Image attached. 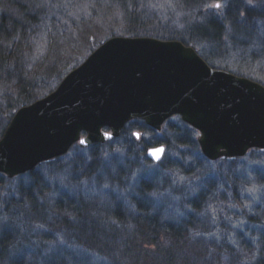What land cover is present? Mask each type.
<instances>
[{
	"label": "trees",
	"instance_id": "obj_1",
	"mask_svg": "<svg viewBox=\"0 0 264 264\" xmlns=\"http://www.w3.org/2000/svg\"><path fill=\"white\" fill-rule=\"evenodd\" d=\"M163 2L174 7L169 17ZM216 2L223 8H209ZM115 36L179 41L199 50L209 65L237 54L264 67L261 0H0V138L19 109L49 95ZM167 125L156 133L132 122L122 138L132 129L149 137L139 142L133 137L101 152L119 136L67 163L59 158L14 178L0 174V264H264V165L252 170L250 184L261 192V204L256 216L246 218L244 231L217 221L218 211L213 214L207 206L215 194L226 199L230 185L236 192L235 166L225 167L223 159L206 172L208 161L200 152L183 172L203 184L181 200L186 214L170 218L156 199L161 192L155 179L161 169H177L163 159L152 171L139 173L140 163L152 165L146 149H183V158L185 149L200 150L195 131L180 117ZM134 145L142 150L134 152ZM171 188L175 196L190 195L167 183L160 187L165 194Z\"/></svg>",
	"mask_w": 264,
	"mask_h": 264
},
{
	"label": "water",
	"instance_id": "obj_2",
	"mask_svg": "<svg viewBox=\"0 0 264 264\" xmlns=\"http://www.w3.org/2000/svg\"><path fill=\"white\" fill-rule=\"evenodd\" d=\"M176 115L199 131L210 161L264 150V86L211 68L179 41L116 36L16 112L0 139V173L32 171L75 143L104 144L134 120L159 132Z\"/></svg>",
	"mask_w": 264,
	"mask_h": 264
},
{
	"label": "rangeland",
	"instance_id": "obj_3",
	"mask_svg": "<svg viewBox=\"0 0 264 264\" xmlns=\"http://www.w3.org/2000/svg\"><path fill=\"white\" fill-rule=\"evenodd\" d=\"M261 1L264 5V0H261ZM148 4L150 6L149 2H148ZM213 4L214 3H211L209 5V8H213L212 7ZM162 6L167 12L164 15L165 16L167 15V17H169L168 16V14H170L169 11L172 8H174L173 5L171 6V8H169V4L163 2ZM165 6H168V8H165ZM221 8H223V6ZM217 10H219V9H217ZM203 11H205V9ZM172 14H175V11ZM176 15H178V13ZM36 49H38V48H36ZM212 50L214 51V49H212ZM197 52L199 53V50ZM233 55H235V54H233ZM242 55L248 57V52H243ZM226 57H227L226 58L227 63L220 64V62L222 60L221 61L217 60L214 62L213 65L212 64L211 65L208 64V65L210 67H212L213 69L227 71L233 75H236V76L239 75V76L245 77V78L250 79V80H255V81H258L259 83H262L264 85V73H263L264 67L260 66L259 63L254 64V63H251L249 60L242 61L243 59H240L237 54L234 57H232L233 59L230 58V55L229 56L227 55ZM5 120H6V118H5ZM166 126L167 125H164L162 131H164L167 128ZM178 129L179 130L182 129V126H178L177 130ZM129 131H130V135H128V133H126V134H124L123 138L121 137L122 135H120L121 139L115 140L114 142H112L110 144L111 146H109V147L104 146L103 149L101 150V152L107 153L108 152L107 149H110V147L114 148L113 150H115L118 147L119 143H128V141L130 142V139L133 140L134 132L136 131V133H137L138 131L136 129H132ZM138 133L140 134L141 138L147 139L149 137L148 135L142 134L140 132H138ZM198 137L199 136L194 137V138L198 139ZM136 141L139 142V140H136ZM103 145H105V144H103ZM133 150L135 152L137 150L140 151L142 149H140V147H136L134 145ZM257 151H259V150H249L247 155H245L241 158H235V159L224 158L227 160V162H226L227 165H225V167L230 168L231 166H235L232 169H234L236 176H238L237 179L239 180L238 182H236V185L234 186V188L236 189V192L233 193V189H232L233 186L230 185V187L228 189L229 192L227 193L226 199L222 200V198H218L215 194V196L213 197L214 200L213 199L210 201L208 200V202H207V206H208V208L211 209L213 214H215L218 211V213L216 215L217 221H219V222L222 221L225 224L231 223L235 228L241 229V231H244L245 225H247V224H245L246 218L248 216L249 217L256 216V214H257L256 206H259L261 204V202H260V193L261 192H259V190L257 189V187L255 185L250 184V179L252 176L251 174H252L253 168L256 165H260V164L264 165V155H263L264 152L261 151L263 153L262 156H255L256 154L254 152L257 153ZM181 152H184V150L179 149L177 152H174L172 149L169 150V149L165 148V154H164L165 160L163 161L164 164H165V161H170V167H175L177 169V171H172L171 173H166L167 170L161 169V171H160L161 174L155 179L157 186L159 187V189L156 190V192H158V191L161 192L160 193L161 196H157L156 199H158L157 201L160 204H162V205L164 204L163 206L167 209L166 212L168 214H171L168 217L173 218V219L178 218V217H176V215L184 216L186 214V209L179 206L181 200L182 199L187 200L191 197V195H194L196 192L194 193L193 189H194V191L197 190V188L195 189L196 185H197L198 189H200V187H201L200 185L203 182V179L197 180L194 177H190L188 175H185L183 172L186 165H187L186 167L188 168V161H191V157L196 155V153H198V154H199V152L201 153V151H197L195 149H185V154H186L185 158H183V156H180ZM86 153H88V148L83 147V146L75 143L68 149V151L64 155H61V156L54 158V159H51L49 161L60 158L64 161V163H67L68 160H70L71 158L82 157L83 155H86ZM102 153H101V156L103 155ZM119 153H122V151ZM207 161H208V165H210L211 167L203 164V166L205 167L204 171H206V172H207V170H212L209 168H213V163H214V162L209 161V160H207ZM46 162H48V161H46ZM180 162L183 164L182 166H181ZM230 162H233V163H230ZM152 166L158 167L159 164L150 165V164H146V163H140L139 173H140V170H142L143 175H144L145 171H147V173L149 172V170L152 171L154 169ZM180 168H181V171H178V170H180ZM26 173L27 172L22 173L20 175H23ZM211 174L213 175V172H211ZM225 180L226 179L224 178L223 179L224 183L226 182ZM227 182L229 184H230V182H231V184H233L234 181H232V180L229 181L227 179ZM245 182L249 183V184L246 186ZM166 183L168 186L170 185V187L171 186L172 187L177 186L178 188L183 189V190H181L182 191L181 194L190 192V195L184 194V196H182V197L175 196L176 194L173 193L172 188H171V192L169 191L166 194L162 193L160 187H162ZM114 190L119 191L118 188H115ZM127 190H128V188L123 190V191H120V192H122L121 198L125 197ZM170 195H172L174 197H171ZM167 203H169V204H167ZM233 203H235V204L237 203V204L234 206ZM169 205H170V208H174V206H175L177 208L176 212H173L169 208ZM248 209H249V211H248ZM246 211L248 213H246ZM183 212H185V213H183ZM259 215H260V213H259ZM212 218H213L212 216L209 217L208 221L212 222L213 221ZM206 237L209 238V236H206Z\"/></svg>",
	"mask_w": 264,
	"mask_h": 264
},
{
	"label": "snow or ice",
	"instance_id": "obj_4",
	"mask_svg": "<svg viewBox=\"0 0 264 264\" xmlns=\"http://www.w3.org/2000/svg\"><path fill=\"white\" fill-rule=\"evenodd\" d=\"M213 8L215 9H220L222 7V4L220 2H216L215 4L212 5ZM137 140H140V134L139 133H134L133 134ZM106 138H111L109 134H105ZM80 143L83 145L86 143L85 140H81ZM165 154V149L163 147H157L155 145H151L145 152V155L147 157H151L152 160L159 162L161 161L162 157Z\"/></svg>",
	"mask_w": 264,
	"mask_h": 264
},
{
	"label": "bare ground",
	"instance_id": "obj_5",
	"mask_svg": "<svg viewBox=\"0 0 264 264\" xmlns=\"http://www.w3.org/2000/svg\"><path fill=\"white\" fill-rule=\"evenodd\" d=\"M47 96H48V95H47ZM47 96H45V97H47ZM45 97H44V98H45ZM32 104H34V103H32ZM32 104H30V105H32ZM30 105H29V106H30ZM26 107H28V106H26ZM13 117H14V115L12 116V118H13ZM12 118H11L10 120H12ZM166 127H169V126L167 125Z\"/></svg>",
	"mask_w": 264,
	"mask_h": 264
}]
</instances>
